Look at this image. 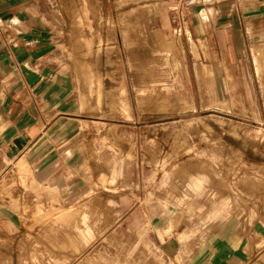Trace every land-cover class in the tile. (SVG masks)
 Here are the masks:
<instances>
[{
    "label": "rangeland",
    "instance_id": "rangeland-1",
    "mask_svg": "<svg viewBox=\"0 0 264 264\" xmlns=\"http://www.w3.org/2000/svg\"><path fill=\"white\" fill-rule=\"evenodd\" d=\"M47 3L55 61L71 80L80 125L67 140V160L75 157L59 173L63 185L36 187L16 165L18 188L1 195L8 205L13 198L20 226L66 228L71 234L61 237L92 247L67 250L68 259L100 250L94 264H153V257L170 264L154 240L157 224L161 244L174 237L192 247L234 214L264 224V41L257 30L247 28L243 55L228 58L220 43L183 28L176 0ZM83 217L88 230L65 225ZM43 253L20 249L19 263L42 264ZM2 263L10 264L6 251ZM248 264H264V240Z\"/></svg>",
    "mask_w": 264,
    "mask_h": 264
},
{
    "label": "crops",
    "instance_id": "crops-1",
    "mask_svg": "<svg viewBox=\"0 0 264 264\" xmlns=\"http://www.w3.org/2000/svg\"><path fill=\"white\" fill-rule=\"evenodd\" d=\"M176 2L182 11L183 28L186 24L195 38L220 43L228 58L236 50L240 55L245 51L247 28L256 29L257 41H264V34L258 32L260 28L264 30V0ZM49 15L47 0H0V264H3L4 251L10 264H20V249L49 252L42 254V264H94L103 258L97 250L84 256L77 252L79 255L68 259L67 250L83 252L92 247L84 249L77 237H61L71 234L66 228L20 226V212L15 209L13 198L8 205V199L1 195L4 188H18V180L14 178L16 165L21 175L27 177L31 173L34 186L58 187L65 182L59 173L75 157L70 152L67 160L66 145L67 140L77 137L80 108L66 70L55 61L58 41L48 24ZM262 50L255 53L260 62ZM84 220L85 217L65 225L74 226L78 231V227L88 230ZM162 226L161 223L154 227V240L170 264H248L257 254V244L264 240V224H250L249 217L241 214L229 216L197 247L183 246L174 237L166 240L164 237L161 244L157 233L163 232ZM87 230L79 232L84 240L90 235ZM45 235L53 247L46 246V238H42ZM104 240L109 239L104 237ZM56 250L60 253H54ZM49 257L53 260L46 262ZM152 261L156 264V257Z\"/></svg>",
    "mask_w": 264,
    "mask_h": 264
},
{
    "label": "bare ground",
    "instance_id": "bare-ground-1",
    "mask_svg": "<svg viewBox=\"0 0 264 264\" xmlns=\"http://www.w3.org/2000/svg\"><path fill=\"white\" fill-rule=\"evenodd\" d=\"M160 50H162V49H160ZM146 58H147V57H146ZM146 62H147V61H146ZM144 64H145V63H144ZM148 64H149V63H148ZM165 64H168V63H165ZM145 65H146V64H145ZM176 65H177V64H176ZM176 65H175V66H176ZM139 66H140V65H139ZM168 66H169V65H168ZM168 66H166V67H168ZM142 67H143V66H142ZM176 68H177V66H176ZM164 69H165V68H164ZM176 70H177V69H176ZM145 71H146V70H145ZM144 73H145V72H144ZM170 73H171V72H170ZM170 73H169V74H170ZM142 75H143V74H142ZM139 77H141V76H139ZM170 77H171V76H170ZM168 78H169V77H168ZM174 78H175V77H174ZM174 78H173V79H174ZM165 79H166V78H165ZM166 80H168V79H166ZM171 80H172V77H171ZM167 82H168V81H167ZM142 83H143V82H142ZM167 84H168V83H167ZM169 84H170V83H169ZM166 86H167V85H166ZM169 86H170V85H169ZM142 88H144V87H142ZM172 88H174V85L172 86ZM167 89H168V87H167ZM142 92H143V90H142ZM144 92H145V91H144ZM144 92H143V93H144ZM170 92H171V91H170ZM147 94H148V93H147ZM170 94H171V93H170ZM149 97H151V96H149ZM152 97H153V96H152ZM154 98H155V97H154ZM175 98H177V97H175Z\"/></svg>",
    "mask_w": 264,
    "mask_h": 264
}]
</instances>
